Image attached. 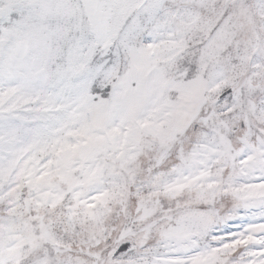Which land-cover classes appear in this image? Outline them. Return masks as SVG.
<instances>
[{
	"label": "snow or ice",
	"instance_id": "snow-or-ice-1",
	"mask_svg": "<svg viewBox=\"0 0 264 264\" xmlns=\"http://www.w3.org/2000/svg\"><path fill=\"white\" fill-rule=\"evenodd\" d=\"M0 264H264V0H0Z\"/></svg>",
	"mask_w": 264,
	"mask_h": 264
}]
</instances>
